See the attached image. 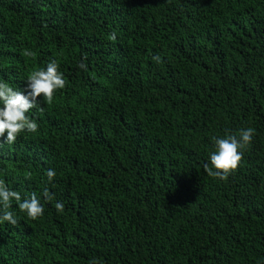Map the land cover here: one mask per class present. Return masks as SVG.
<instances>
[{
    "label": "trees",
    "instance_id": "1",
    "mask_svg": "<svg viewBox=\"0 0 264 264\" xmlns=\"http://www.w3.org/2000/svg\"><path fill=\"white\" fill-rule=\"evenodd\" d=\"M53 59L38 131L0 138V179L44 207L13 201L0 264H264V0H0V81L27 94ZM248 127L208 176L212 138Z\"/></svg>",
    "mask_w": 264,
    "mask_h": 264
},
{
    "label": "clouds",
    "instance_id": "2",
    "mask_svg": "<svg viewBox=\"0 0 264 264\" xmlns=\"http://www.w3.org/2000/svg\"><path fill=\"white\" fill-rule=\"evenodd\" d=\"M117 35L115 32L109 34V39L115 41ZM31 57L34 53L31 50H24L22 53ZM87 59V57H84ZM152 59L160 62L159 56H153ZM57 60H51L46 69H40L28 76V91L17 90L10 86L6 81H0V138L3 143L12 145L16 142L18 135L24 132L36 133L39 125L35 119H32L28 113L32 109L42 110L38 103V98L43 96L44 101L51 103L54 93L66 86L67 80L62 72L59 71ZM79 67L87 70V65L82 61ZM255 135V129L248 127L240 129L237 133H226L223 137H213L215 151L210 154V165H204V171L208 176L219 179H227L232 170H235L243 158V150L252 142ZM2 146V144H0ZM215 169V171L213 170ZM48 181L51 182L56 172L52 169L47 170ZM43 197L52 202L55 200L47 187L42 191ZM13 201L22 212L35 220L44 214V207L40 198L32 193L30 197L22 200L20 192L10 188L7 183L0 179V223L9 222L11 225L18 223L15 211L13 210ZM54 207L58 213L64 211L63 202H55ZM89 264H97V261L90 260Z\"/></svg>",
    "mask_w": 264,
    "mask_h": 264
}]
</instances>
